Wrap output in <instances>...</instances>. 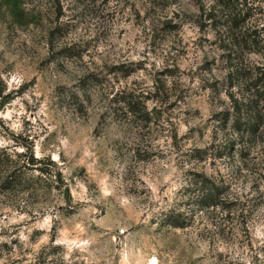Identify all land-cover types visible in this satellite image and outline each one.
Here are the masks:
<instances>
[{
	"label": "rangeland",
	"instance_id": "1",
	"mask_svg": "<svg viewBox=\"0 0 264 264\" xmlns=\"http://www.w3.org/2000/svg\"><path fill=\"white\" fill-rule=\"evenodd\" d=\"M59 1L0 0V264H264V0Z\"/></svg>",
	"mask_w": 264,
	"mask_h": 264
},
{
	"label": "trees",
	"instance_id": "2",
	"mask_svg": "<svg viewBox=\"0 0 264 264\" xmlns=\"http://www.w3.org/2000/svg\"><path fill=\"white\" fill-rule=\"evenodd\" d=\"M216 5H218L219 1L216 0ZM61 2L59 0H52V5L55 6L58 10L61 9ZM206 9L202 8L201 12L202 17L205 15ZM208 14L206 12V16L204 18V21H209L213 22L216 20L214 10H209L208 9ZM232 14H228V16L224 20V24L227 25V28L230 29L231 27V18ZM214 17V18H211ZM128 75V74H127ZM146 99V98H145ZM258 98L252 96L251 98H243L240 97L238 99L234 100V105H241V106H249L256 104L258 102ZM122 107L125 109V112L128 113L130 116L135 117L136 119H139L140 122H143L145 125L151 117H149L150 112L146 110L144 107L143 101H140L138 97L134 95H130L127 98H124V100L121 102ZM142 106V107H141ZM198 182H193L192 185L194 187V190L198 193H200L197 196H194V201L196 205L201 206L202 208H212L215 209L217 207H223L227 205H235L238 206L237 204H241V199L236 196V197H228V196H223L228 190L230 189L228 184L224 180H215L211 178H205V177H198ZM199 187V188H198ZM243 212V209L239 212L238 215H241Z\"/></svg>",
	"mask_w": 264,
	"mask_h": 264
}]
</instances>
